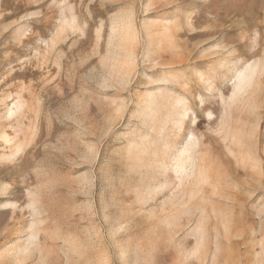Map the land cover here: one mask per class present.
<instances>
[{
    "label": "rangeland",
    "instance_id": "374dc122",
    "mask_svg": "<svg viewBox=\"0 0 264 264\" xmlns=\"http://www.w3.org/2000/svg\"><path fill=\"white\" fill-rule=\"evenodd\" d=\"M0 264H264V0H0Z\"/></svg>",
    "mask_w": 264,
    "mask_h": 264
}]
</instances>
